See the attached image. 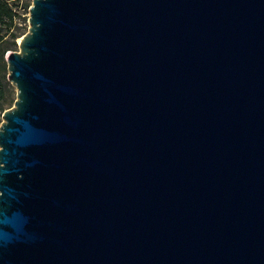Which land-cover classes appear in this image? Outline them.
Wrapping results in <instances>:
<instances>
[{"label":"water","instance_id":"1","mask_svg":"<svg viewBox=\"0 0 264 264\" xmlns=\"http://www.w3.org/2000/svg\"><path fill=\"white\" fill-rule=\"evenodd\" d=\"M29 26L0 264H264V0H34Z\"/></svg>","mask_w":264,"mask_h":264},{"label":"rangeland","instance_id":"2","mask_svg":"<svg viewBox=\"0 0 264 264\" xmlns=\"http://www.w3.org/2000/svg\"><path fill=\"white\" fill-rule=\"evenodd\" d=\"M33 1L34 0H0V2L8 4L9 7L16 14L12 28L17 36L22 37L25 34H27L29 31L30 7L32 6ZM19 40H17V44ZM19 51L20 49L19 46L17 45V47H14L13 51L10 52H19ZM8 74H9L8 69H6V71L4 72L0 68V82H1L0 84H1V88L3 89L4 100L6 101L4 105L5 111L12 109L17 99V89L9 82ZM2 123H3V115L0 112V126Z\"/></svg>","mask_w":264,"mask_h":264},{"label":"trees","instance_id":"3","mask_svg":"<svg viewBox=\"0 0 264 264\" xmlns=\"http://www.w3.org/2000/svg\"><path fill=\"white\" fill-rule=\"evenodd\" d=\"M15 17L16 14L9 5L0 2V68L4 72L7 69L6 57L10 51H13L14 47H17V40L21 38L14 33L12 28ZM5 102L0 84V112L2 115L5 112Z\"/></svg>","mask_w":264,"mask_h":264}]
</instances>
